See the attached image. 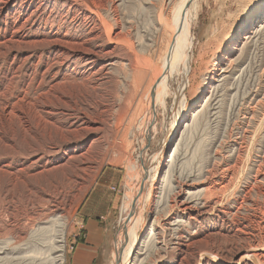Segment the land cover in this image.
I'll return each mask as SVG.
<instances>
[{"label":"bare ground","instance_id":"1","mask_svg":"<svg viewBox=\"0 0 264 264\" xmlns=\"http://www.w3.org/2000/svg\"><path fill=\"white\" fill-rule=\"evenodd\" d=\"M126 3L133 0H0V223L14 232L0 240V264H63L69 195L111 146L113 125H122L124 136L143 135L145 151L170 96L174 115L158 130V154L144 159L120 206L111 264H264V243L255 233L248 247L229 256L207 241L222 233L208 227V212L221 198L205 197L228 189L233 177L176 181L174 197H166V182L152 169L160 154L166 162L179 153L186 132L215 108L213 92L238 51L259 31L264 39V0H243L244 14L192 94L195 0H175L168 10L164 4V12L158 7L157 40L149 49L112 15ZM230 212L215 211L218 217Z\"/></svg>","mask_w":264,"mask_h":264},{"label":"rangeland","instance_id":"2","mask_svg":"<svg viewBox=\"0 0 264 264\" xmlns=\"http://www.w3.org/2000/svg\"><path fill=\"white\" fill-rule=\"evenodd\" d=\"M174 1L133 0L131 4L126 3L118 7L112 15L119 18L125 31L140 38L137 42L150 44L147 47L149 49L154 47L157 40L154 20L158 19L161 10L164 12L162 9L164 4H169L166 8L168 10ZM242 3L243 0H195L192 25L194 44L189 60L192 72L189 73L188 93H193L195 84L199 83L204 76L202 74L207 72L217 49L231 27L240 20L239 16L244 14L243 8L240 9ZM158 7H161V10ZM239 9L242 11H238ZM262 39V31H259L246 42L247 52L238 51V56L230 63L227 77L213 92L211 106L215 108L212 110L207 108L208 111H205L199 127L194 131L186 132L179 153L173 157L168 156L166 162H163L161 154L153 160V176L159 173L158 175L162 177L159 180L162 181V185L166 182L164 184L167 186L164 193L166 197L172 196L174 190L172 186H177L176 181L180 184L183 181V184L189 185L193 179L206 175L210 177V182L215 176L227 180L233 177L230 189L218 190L214 193L216 196L205 197L212 202L214 197L218 199L220 197L221 201L213 209L228 210L229 208L232 212L220 215L221 217H218L216 210L212 208L208 212V227L215 226L212 232L222 233L219 236L209 237L207 241L209 244L214 241L219 245L224 256H229L238 248L248 247V237L251 233H255V240L264 243V227L261 224L264 218V180L255 179L264 173V39ZM137 42L136 45L139 44ZM173 82L177 86L176 80ZM167 103L168 110L159 107L156 115L157 132L149 140L145 151H141L140 148L144 142L143 135L136 139L131 135L124 136L126 133L123 126L118 122L113 125L111 146H107L98 156L94 167L69 195L67 209L69 224L63 264H71V258L74 257L79 246L87 240V226L91 228V223L88 225L84 211L92 205L93 198L100 195L101 198L95 204V208L100 206L101 202L104 204L91 216L102 221L101 226L106 231V242L102 245L104 251H99L96 259L98 264H111L113 243L118 233L120 206L125 201V192L130 190L137 177L139 178L144 159L154 156L155 152L158 154L157 150L160 149L162 142L159 131L173 119L171 107L174 100L171 96L167 98ZM121 138L129 141L119 147L117 144L121 142ZM170 165L172 169L167 173ZM2 220L4 219L0 218V222ZM10 225L12 224L0 223V240L13 235ZM197 226L203 228L201 225ZM208 227L204 224V230L201 229L204 239H207L205 236L208 231L205 229Z\"/></svg>","mask_w":264,"mask_h":264},{"label":"crops","instance_id":"3","mask_svg":"<svg viewBox=\"0 0 264 264\" xmlns=\"http://www.w3.org/2000/svg\"><path fill=\"white\" fill-rule=\"evenodd\" d=\"M100 196H96V198H93L92 205L88 206L84 211V215L88 218V225L91 223V228L87 226V240L84 242V244L79 246L78 250L74 254V257L71 258V264H98L96 256L98 255L99 251H104V246L102 245L106 242V231L101 226L102 221H99L94 218V216H91V214H96L99 208L104 204V202H101L100 206H97V208H95V204H97L101 198Z\"/></svg>","mask_w":264,"mask_h":264}]
</instances>
